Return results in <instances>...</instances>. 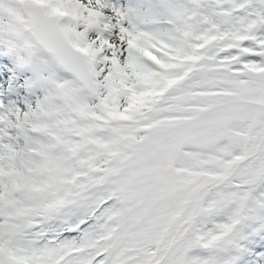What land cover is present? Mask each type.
I'll list each match as a JSON object with an SVG mask.
<instances>
[{"label":"snow or ice","instance_id":"obj_1","mask_svg":"<svg viewBox=\"0 0 264 264\" xmlns=\"http://www.w3.org/2000/svg\"><path fill=\"white\" fill-rule=\"evenodd\" d=\"M27 13L39 95L0 101V264H264V0Z\"/></svg>","mask_w":264,"mask_h":264},{"label":"clouds","instance_id":"obj_2","mask_svg":"<svg viewBox=\"0 0 264 264\" xmlns=\"http://www.w3.org/2000/svg\"><path fill=\"white\" fill-rule=\"evenodd\" d=\"M28 0L5 2L2 14L3 43H11L22 68L30 66L39 54V46L32 21L27 13Z\"/></svg>","mask_w":264,"mask_h":264},{"label":"rangeland","instance_id":"obj_3","mask_svg":"<svg viewBox=\"0 0 264 264\" xmlns=\"http://www.w3.org/2000/svg\"><path fill=\"white\" fill-rule=\"evenodd\" d=\"M0 67L9 74L7 84L0 88V101L4 103L14 101L17 104L33 103L34 98L32 95L29 96L27 85L19 83L21 79L28 82L32 73L27 69L17 70L20 67L16 55L9 53L3 45H0ZM37 94L39 95V92Z\"/></svg>","mask_w":264,"mask_h":264}]
</instances>
